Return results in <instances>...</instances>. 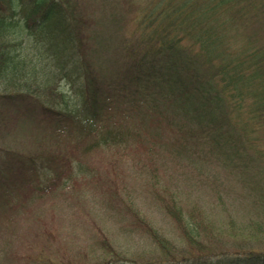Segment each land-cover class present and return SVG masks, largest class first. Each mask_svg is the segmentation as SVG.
<instances>
[{
  "label": "trees",
  "instance_id": "16d2710c",
  "mask_svg": "<svg viewBox=\"0 0 264 264\" xmlns=\"http://www.w3.org/2000/svg\"><path fill=\"white\" fill-rule=\"evenodd\" d=\"M103 1L0 0V84L4 87L0 131L13 132L6 125L13 122L29 130L50 126V134L56 136L55 147L37 150L39 161L31 162L12 149L2 150L9 153L0 158V236L12 216L27 210L35 199L63 195L66 180L71 186L80 185L83 175L81 181L89 183L92 169L74 165L64 146L67 142L79 155L115 147L113 152L122 157L130 145L141 143L138 146L151 165L136 163L153 178H158L154 166L160 147L168 155L194 163L201 172L202 163L215 158L250 193L253 205L264 209L263 137L258 136L264 130V44L257 31L242 28V42L236 45L238 28L246 26L248 12L256 10L254 16L264 19L260 6L264 1L145 0L139 3L146 15L141 17L144 12L138 11L128 29L122 15L129 9L128 1L118 0L112 18L98 12L105 6ZM62 78L81 80L76 103L53 108L36 102L35 95L49 92L59 97L47 94L55 101L65 100L62 91L52 89ZM21 87L26 89L24 94L15 93ZM163 128L169 129L171 140L165 139L170 134ZM136 154H141L138 147L132 153ZM80 165L84 172L77 174ZM60 184L64 185L61 193L54 192ZM166 196L157 199L200 248L181 254L184 264H264L261 247H211L217 237L205 226L204 216L194 214L196 210L186 214L173 202L176 196ZM114 198L120 199L117 194ZM131 209L127 207V212L134 221L163 246L166 259L160 257L162 262L173 261L171 244ZM234 223L225 224L234 231ZM8 252L0 262L16 264L18 254ZM24 262L65 264L41 255L26 257Z\"/></svg>",
  "mask_w": 264,
  "mask_h": 264
},
{
  "label": "rangeland",
  "instance_id": "374dc122",
  "mask_svg": "<svg viewBox=\"0 0 264 264\" xmlns=\"http://www.w3.org/2000/svg\"><path fill=\"white\" fill-rule=\"evenodd\" d=\"M126 1L129 3V9H125L122 15L128 29L132 24L130 20L141 12H144L141 16L143 17L147 11L141 8L145 0H133L132 5L131 0ZM103 2L105 6H101L100 10L104 11L98 12L106 13L109 18L116 10L118 0ZM260 6L264 8V4ZM253 12L246 14V26H239L240 39L236 41V45L242 42V28L257 31L260 43L264 44V19L255 17ZM79 86L81 87L80 79L62 78L55 82L52 89L55 92L62 91L65 100L55 101L51 98L54 93L50 92L47 94L51 95L40 94L34 97L37 103L53 108L69 106L77 102ZM3 89L0 84V91ZM18 90L15 93H22L26 89L21 87ZM6 125L10 126L13 132L9 131V128L7 133L0 131L1 159L2 153H9L2 151L5 148L35 162L41 158L36 156L37 150L55 147L52 143L55 142L56 136L50 134L53 130L50 126L32 127L29 130L19 124L16 126L13 122ZM163 131L166 135L170 134L169 129L163 128ZM259 135L263 137L260 148L264 151V130L261 134L259 132ZM51 136L53 137L50 138ZM171 136L170 134V138L165 139L171 140ZM60 139L64 141L63 134ZM165 139L163 136V141L167 142ZM140 144L130 145V151L122 153V157L119 152H113L115 147L110 150L99 147L79 155L73 151L75 147H71V150V145L65 143L74 165L78 163L82 168L86 166L85 169H92L89 170L91 174L87 173L90 174L89 183L81 181L83 175L79 179L80 185L71 186V182L67 183L66 180L63 195L44 193L43 199H35L27 210L21 212V209L18 211L20 215L14 214L11 223L5 227L6 233L0 236V256L12 251L15 255L18 254L15 257L16 264H25L26 257L35 258L40 255L53 262L65 264H184L181 254L188 255L190 251L196 253L197 248H200L182 232L183 228L176 225V221L157 199L168 198L166 194L176 196L173 202L184 209L186 214L188 210H196L194 214L204 216L205 226L211 227L217 237L215 245L213 243L211 247L217 250L222 246H231L230 250H243L253 246L264 248V230L259 231L264 222V209L253 205L250 193L235 177H229L220 168L219 161L215 158L202 160L204 162L201 172L194 163L191 164L185 158L168 155L160 147L156 151L160 154H156L159 162L156 161L154 166L158 178H153L136 163L142 160L151 165L147 154L138 146ZM136 146L141 154L133 156ZM81 165L76 167L77 174L84 172L80 171ZM96 180L99 182H95ZM62 186L64 185H58L53 191L61 193ZM18 188L23 196L28 194L23 191L25 188L21 185ZM115 194L121 200L114 198ZM126 206L132 208L130 211L135 210L140 218L151 224L150 228L157 235L171 244L169 254L175 255L170 256L173 261L162 262L160 257L163 256V246L152 239V234H148L149 231L147 232L145 227L134 221ZM230 220L235 222V233L227 226L228 223L225 224Z\"/></svg>",
  "mask_w": 264,
  "mask_h": 264
}]
</instances>
